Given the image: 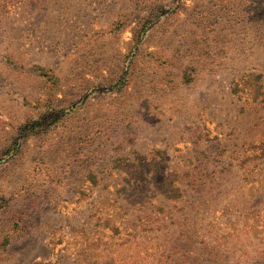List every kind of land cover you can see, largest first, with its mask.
<instances>
[{"label":"rangeland","instance_id":"rangeland-1","mask_svg":"<svg viewBox=\"0 0 264 264\" xmlns=\"http://www.w3.org/2000/svg\"><path fill=\"white\" fill-rule=\"evenodd\" d=\"M0 264H264V0H0Z\"/></svg>","mask_w":264,"mask_h":264}]
</instances>
